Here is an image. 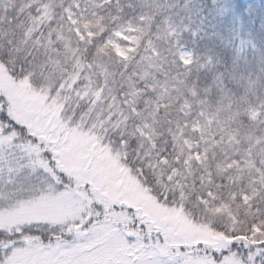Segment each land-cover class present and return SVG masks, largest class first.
Wrapping results in <instances>:
<instances>
[{
  "label": "trees",
  "instance_id": "1",
  "mask_svg": "<svg viewBox=\"0 0 264 264\" xmlns=\"http://www.w3.org/2000/svg\"><path fill=\"white\" fill-rule=\"evenodd\" d=\"M77 2L91 39L81 40L68 17L67 9ZM247 12L256 18L255 28ZM130 20L141 25L132 42H122L123 50L108 45L113 30ZM262 25L264 0H0V62L31 94L42 95L46 106L53 100L51 107L61 109L64 120L74 113L71 126L93 125L98 145L124 143L128 166L160 205L180 208L193 223L220 235L223 246L208 249L210 264L226 256L237 264H264ZM161 38L193 51L190 64L167 69L170 82L148 62ZM5 94L0 87L2 193L27 184L25 164L32 166L38 153L28 150L29 143L51 155L48 135L19 121ZM132 96L134 104L128 102ZM200 101L216 118L205 159L198 162L190 159L187 138ZM50 164L28 179L32 192L40 181L57 184L59 191H90ZM91 204L99 210V203ZM125 210L131 226L143 227L139 211ZM46 230H0V258L24 235H34L42 246L63 235Z\"/></svg>",
  "mask_w": 264,
  "mask_h": 264
},
{
  "label": "rangeland",
  "instance_id": "2",
  "mask_svg": "<svg viewBox=\"0 0 264 264\" xmlns=\"http://www.w3.org/2000/svg\"><path fill=\"white\" fill-rule=\"evenodd\" d=\"M67 13L79 38L91 39L93 34L82 21L80 3L69 7ZM247 15L255 28L256 18L251 12ZM140 28L136 21H127L113 30L106 43L123 50L122 42H132ZM126 48L131 50L129 46ZM192 57L193 51L187 45L161 38L151 48L148 62L155 70L166 72L170 82L172 76L167 69L186 66ZM0 87L9 98L16 118L27 123L31 130L48 135L52 145L48 157L44 149L29 143L28 150L38 153L33 156L32 166L25 164L27 184L16 190L8 188L5 193L0 191L4 202L0 208V230L13 233L24 228H47L46 231L63 234L45 246L34 242L32 234L19 237L9 243L11 250L0 258V264H210L208 249L223 246V238L206 226L193 223L184 210L160 205L142 183L139 173L128 166L124 143L98 145L93 138V125L71 126L74 113L64 120L61 109L51 107L53 100L46 106L42 95L31 94L1 62ZM128 102L134 104L136 99L132 96ZM190 107L191 103L187 102L186 108ZM215 118L211 107L200 101L187 138L190 159L204 161L206 138ZM146 127H138L141 135L147 134ZM3 130L0 123V137ZM198 135L201 141L194 142L192 139ZM3 141L0 138V143ZM52 161L54 171L73 175L80 184H88L90 191L80 187L59 191L57 184L40 181L35 184L39 189L32 192L28 179L37 177L39 168H51ZM92 201L99 203V210L93 208ZM110 206L117 207V211L109 209ZM125 209L139 211L145 222L143 227L131 226L133 220ZM68 237L72 240H67ZM217 264H237V259L226 256Z\"/></svg>",
  "mask_w": 264,
  "mask_h": 264
}]
</instances>
